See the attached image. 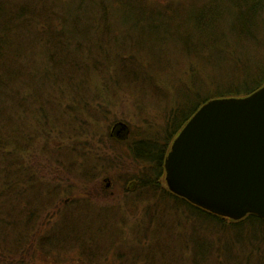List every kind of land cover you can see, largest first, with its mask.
I'll list each match as a JSON object with an SVG mask.
<instances>
[{
  "label": "trees",
  "instance_id": "1",
  "mask_svg": "<svg viewBox=\"0 0 264 264\" xmlns=\"http://www.w3.org/2000/svg\"><path fill=\"white\" fill-rule=\"evenodd\" d=\"M174 1L170 8L162 9L151 7L145 0H81L76 2L73 10L72 5L58 8L55 0L54 3L51 0H0L2 250L11 252L26 236L29 238L28 234H32V226L45 206L42 197L45 190L48 193L53 191L50 202L59 196L55 186L43 188L39 176L26 170L20 161L22 153H12L10 142L17 149L23 138L28 142L26 137L31 139V136L26 134L31 122H37L34 130H30L35 137V132L39 133L41 124L46 121L51 127L50 133L57 126L64 133L89 116L85 112L61 108L60 102L83 104L89 112L106 88H128L142 99L146 92L161 96L160 91L170 85L175 91L182 86L184 94L177 95L169 104L172 108L168 116L165 115L161 132L152 131L145 138L137 136L129 144L132 157L147 167L143 177L135 181L137 196L141 203L144 198L155 201L144 210L149 218L144 232L128 242L127 248L116 247L121 234L131 235L126 232L123 222L126 219L118 218L114 211L99 214L95 207L72 205L62 217L61 232L55 234L52 231L41 237L48 242L47 248L54 251L46 254L44 250L47 248L42 245L41 253L46 256L55 254L57 258L60 249L83 247L81 256H77L80 264L264 263L263 219L254 214L240 220L215 215L171 193L162 181L169 146L200 105L214 98L246 96L264 84V61L254 63L243 54L255 46L264 53V0ZM87 5L94 12L89 18L86 16ZM93 24H121L122 27L116 26L111 28V33L102 34L101 28ZM162 26L173 27L168 37L160 33ZM121 31L127 35L124 33L118 37ZM162 43L167 49H173L175 45L181 48L180 57L178 54L175 58L176 73L189 59L187 71L182 79L173 78V86L166 74L167 58L153 56L156 47ZM141 53L143 59L139 56ZM201 60H205L202 63L206 73L199 84L197 63ZM88 64L94 68H88ZM169 65L173 66V61ZM213 67L224 73L221 76L213 74ZM154 71L156 75L150 76L149 72ZM30 104L39 106L30 108ZM85 107L81 110L85 111ZM95 112L96 108L93 115ZM127 135L117 138L126 139ZM58 155L50 152L48 157L61 160ZM79 208L91 213L87 220L74 216ZM171 214L180 220L156 229L155 224L160 218L173 221L169 219ZM200 218L215 222V226L204 228L206 240L201 245L188 242L187 238L189 223ZM95 224H101L99 230L110 236V241L102 249L87 248L97 243L93 240L95 229L90 226ZM111 224L117 226L112 228L114 225ZM252 225L257 226L256 233L248 230L254 227ZM144 239L149 242L146 244ZM153 245H159L161 250L149 252Z\"/></svg>",
  "mask_w": 264,
  "mask_h": 264
},
{
  "label": "rangeland",
  "instance_id": "2",
  "mask_svg": "<svg viewBox=\"0 0 264 264\" xmlns=\"http://www.w3.org/2000/svg\"><path fill=\"white\" fill-rule=\"evenodd\" d=\"M51 1L54 3V0ZM78 1L81 0H55V5L60 9L72 5L71 8L74 10L77 6L76 2ZM145 1L151 7L159 6L162 9L170 8L171 3L175 2L174 0ZM195 1L197 0L193 2ZM86 7V16L88 18L91 17V15L94 16V12L90 7L88 5ZM93 26H99V29L101 28L102 30V34H106V31L111 33V28L116 26L122 27L121 24H93ZM109 27L110 29H107ZM172 30L173 27L165 28L162 26L161 32H159L162 33L163 36L168 37ZM124 33L125 32L121 31L118 37L124 36ZM169 42L172 41L169 40ZM170 45L171 44H169L168 48ZM154 51L156 53L153 52V56L157 55L161 58H167L166 60H168L169 64L170 61L171 63L173 61V66L168 64V70L166 71L172 83L171 86H173V78L178 76L182 79V76L187 71L189 59H186L181 64L178 73H176L174 71L175 63H177L175 62V58L178 54L180 57L182 53L181 48L175 45L173 49H167L164 43H162L159 44ZM139 52L140 51H138V53ZM141 54L139 56L143 59L144 56ZM243 54L245 57H249L254 63L260 62L261 60L264 61L262 49L256 46L252 49H248V52ZM148 62L150 64L149 59ZM202 62H205V60H201V62L197 63V82L199 84L204 80L203 76L206 73V68ZM91 67L94 68V65L88 64V68ZM222 71L223 70L218 67H213L211 70L213 74H217L218 76L224 73ZM109 74H112V72L110 71ZM149 75H156V72H149ZM104 91L105 93H102L99 99H97L98 102L92 104L93 107L89 112L83 104H78L77 102L64 104L60 102L61 108L77 110L82 114L85 112V115H89L87 118L78 121L77 127L71 129L69 132L62 133L59 126H57L55 131L50 133L51 127L46 121L41 124L40 132H35L36 135L34 137L30 134V130H34V125H36L37 122H31L30 128L27 127L30 130H28L26 135L31 136V139L26 137L28 142H25L23 138L18 149L15 148L13 142H10V148L13 149L12 153H22L20 161H23L21 162L27 167H25L26 170H30V173L33 172L39 176L40 183L43 182V188L44 186H55L57 190H59V193H57L59 196H56L50 202L51 198L54 196L53 191L48 193L45 190L43 192V205L45 206H43L40 211L37 223H35L34 226L31 224L32 234H28L29 238L26 236L23 239L20 244L21 247L18 245L14 247L11 252L4 251L0 248V264H76L77 261V264H80L77 256L80 255V251L85 249H83V247L78 248L72 246L70 248L60 249L62 251L56 249V251H60L57 258H55V254L54 256H46L41 253V248H43L42 245L47 248L48 244V242L42 240L41 237L48 236V233L52 231H55V234L61 232L60 227L63 224L61 223L63 220L62 217L66 215V211H69L72 205L84 204L85 206H92V208L95 207V210L99 214L101 212H105L106 214L109 211H114L118 218L121 216L122 219H126V221H123L127 227L126 232L131 235L123 236V234H121V239L118 244L116 243V247L127 248L128 242H132L139 233L142 234L144 232V227H146L147 222H149V218L145 216L144 210L155 201L154 199L147 200L144 198L143 203H141L138 198L139 195L137 196L136 184L134 183L138 178L143 177L147 167L142 162L132 157L129 144L131 140H135L137 136L143 135L145 138L152 134V131L157 133L158 131L161 132L165 115L168 116L172 108L169 104L174 101L177 95L184 94V89L180 86L175 91L168 85L160 91L161 96L150 95L146 92L143 93L144 96H142V99L137 97L136 93L128 88H106ZM165 104L168 105L163 108ZM28 106L30 108H35L39 105L30 104ZM83 107L86 108L85 111L81 110ZM94 108H96V112L93 115ZM40 121L43 122L45 120L41 119ZM118 122H123L128 126L129 131L126 139H119L115 135L111 136L110 134L113 126ZM25 131L26 129H24V132ZM12 144L14 146H12ZM50 152L59 153L57 157H60L61 160L49 159L48 156H50ZM65 156L69 158L66 159ZM162 181L165 183L164 176L162 177ZM137 199H139V201L135 202ZM49 202L50 204L47 205ZM29 206L31 207L30 204ZM89 213V211L85 212L79 208L76 210V215L74 216L80 217L81 220H87L91 215V213ZM103 217H105L104 214ZM169 219L173 221H166L165 218H160V221H157L155 224L156 229H158L159 226L163 228L170 226L169 223L174 225V222H178L180 217L171 214ZM111 225H114L112 228L117 226L116 224ZM90 226H92V230L95 229L93 240L97 243L91 244V247L87 248H104L105 244L110 241L109 234L105 235L103 231L101 232L99 230L101 224ZM121 226H123V223H121ZM207 226H215V222L210 218H200L194 221L193 224L189 223V230L187 231L188 242L191 241L192 243L197 242L200 245L203 244L206 240L203 236L204 228ZM252 226L254 227H250L248 230L256 233L257 226ZM27 228L30 227L28 226ZM62 234L66 235L65 233ZM60 238L62 237H59V239ZM149 239H144V242L147 244ZM113 246L115 247V245ZM167 247L169 249L170 245L168 244ZM158 248L159 245H153L149 252L154 253L157 250H161ZM21 249L22 252L20 251ZM51 250L54 251V249L47 248L44 252L49 254ZM219 260H221V258ZM255 264L261 263L258 261Z\"/></svg>",
  "mask_w": 264,
  "mask_h": 264
},
{
  "label": "water",
  "instance_id": "3",
  "mask_svg": "<svg viewBox=\"0 0 264 264\" xmlns=\"http://www.w3.org/2000/svg\"><path fill=\"white\" fill-rule=\"evenodd\" d=\"M115 127L129 131L123 122ZM163 167L167 189L190 203L231 220H264V84L200 105L173 138Z\"/></svg>",
  "mask_w": 264,
  "mask_h": 264
},
{
  "label": "flooded vegetation",
  "instance_id": "4",
  "mask_svg": "<svg viewBox=\"0 0 264 264\" xmlns=\"http://www.w3.org/2000/svg\"><path fill=\"white\" fill-rule=\"evenodd\" d=\"M127 130V129H126ZM111 135H115L116 137L119 138H124L125 135H127L126 131L120 130L119 127L112 128L111 130ZM135 184V183H134Z\"/></svg>",
  "mask_w": 264,
  "mask_h": 264
}]
</instances>
